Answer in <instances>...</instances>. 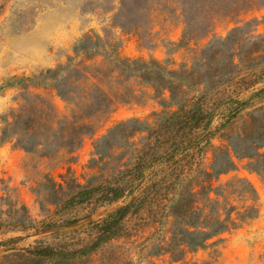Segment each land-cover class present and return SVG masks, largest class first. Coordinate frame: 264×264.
Returning a JSON list of instances; mask_svg holds the SVG:
<instances>
[{
	"label": "trees",
	"instance_id": "trees-1",
	"mask_svg": "<svg viewBox=\"0 0 264 264\" xmlns=\"http://www.w3.org/2000/svg\"><path fill=\"white\" fill-rule=\"evenodd\" d=\"M154 5L181 18V39L170 45L177 51H185L182 63L172 59L161 62L125 58L119 52L120 42L91 33L76 42L73 55L65 63L16 79L21 89L19 104L1 117L0 142H10L29 155L56 160L58 167L70 163V157L87 137L96 134L117 106L136 103L150 91L153 92L150 99L161 111L153 114L152 124L140 120L117 124L95 145L94 156L103 160L108 157L102 145L111 148L117 135L129 141L147 133L146 142L136 152L131 166L118 168L96 183L92 179L81 185L71 178L63 186L47 175L41 184L52 200L50 205L56 206L54 215L84 204L97 208L123 201L122 206L89 225L85 237L71 238L72 233L58 231L75 221L64 224L45 221L41 231L29 218L20 217L16 221L19 226L38 233L52 232L54 242L42 239L34 246L17 248L19 239L13 240L12 245L0 251V264H133L112 258L95 261L93 256L111 241L123 237L128 218L159 198L168 202L166 223H170V229L160 237V248L173 263L184 261L189 253L204 249L210 241L259 217V194L247 178L235 177L220 183L221 176L237 170V159L249 160L248 172L264 173V153L259 152L264 148V135L255 137L257 129L263 127L256 121L241 135L243 149L227 141V145L214 150L210 171L202 173L200 185L190 189L183 186L196 171L184 175L175 158L179 152L194 149L209 137L206 132L214 114L206 103V93L234 79L243 41L259 45L262 38L255 31L259 19L245 21L227 37L214 39L207 45H201V41L211 35L218 21H234L264 9V0H123L118 15L130 22L138 19L141 23H131L128 30L140 37L151 31ZM118 28L126 29L124 25ZM225 52L228 64L217 63ZM247 58L246 68L254 74L257 69L254 61L264 59V41L262 46L252 48ZM50 94L63 102L64 110L59 109ZM252 97L263 99L264 88ZM228 99L238 112L249 104ZM131 123L138 127L125 136L124 129ZM93 161L97 159L94 157ZM181 187L188 193V199L180 193ZM197 187L200 188L195 191ZM201 193L206 207L204 215L197 199ZM16 203L20 205L18 200ZM20 207L25 210V206ZM1 246L0 243V250Z\"/></svg>",
	"mask_w": 264,
	"mask_h": 264
},
{
	"label": "rangeland",
	"instance_id": "rangeland-1",
	"mask_svg": "<svg viewBox=\"0 0 264 264\" xmlns=\"http://www.w3.org/2000/svg\"><path fill=\"white\" fill-rule=\"evenodd\" d=\"M122 1L0 0V129L1 117L19 104L21 89L16 84V79L31 77L65 63L73 55L76 42L87 34H99L103 38L109 37L120 42L119 52L125 58L146 61L156 59L161 62L172 59L177 64L184 61L185 51H177L170 45L178 43L182 36L183 25L178 15L165 13L162 8L154 5L151 31L142 33L139 37L128 29L131 23L140 21L137 19L130 22L128 18L118 15ZM263 17L264 9L242 15L234 21H218L211 35L201 41V45H207L214 39L227 37L245 21L259 19L255 28L256 35L262 38L259 45L243 41L239 46L240 60H236V63L240 62V65L235 71L234 79L206 93V103L214 114L206 132L209 137L198 147L176 155L175 159L179 162L180 170L185 172L184 175L196 171L183 184L189 189L200 185L203 181L202 173L210 171L216 148L231 142L236 148L243 149L245 144L241 135L249 131L254 121L263 127L257 129L255 137L264 135V97H252L255 92L264 88V59L254 61L257 65L254 74L249 73L246 68L247 53L252 48L262 46L264 41ZM119 25H124L126 29L118 28ZM222 57L217 63L227 65L228 53L225 52ZM147 93L149 95H142L136 103L117 106L100 125L96 134L85 139L64 168L58 167L56 160L29 155L15 149L10 142H0V251L17 239V248L34 246L42 239L54 242L50 236L52 232L38 233L35 229L19 226L16 221L20 217L29 218L39 230L45 226V221L53 220L58 224L75 221L60 230L72 233L69 235L71 238L85 237L89 225L123 205V201L97 208L84 204L54 215L56 206L50 205L52 200L43 191L41 184L47 175L63 186L71 178L81 185L92 179L96 183L118 168L131 166L135 162L136 152L146 142L144 138L148 136L147 133L137 135L129 141L117 135L111 142V148L105 143L102 145L108 157L103 160L94 156L95 145L122 122L140 120L152 124L155 121L153 114L160 112L161 107L150 99L153 92ZM50 95L59 109L64 110L63 102L53 94ZM229 97L249 104L238 112L230 106ZM137 127L138 124L135 123L126 126L125 136ZM259 152L264 153V148ZM94 157L97 161H93ZM236 163L237 170L221 176L220 183L235 177L247 178L260 198V215L257 219L210 241L204 249L189 253L184 261L173 263L170 256L160 248V237L170 229V223H166L168 202L165 198H159L139 214L128 218L124 236L111 241L93 259L99 261L112 258L121 262L132 261L133 264H264V173L248 172L247 159H237ZM182 187L180 193L188 199V193ZM197 199L203 209L201 215H204V193ZM17 200L20 205L16 203ZM234 205L241 204L234 202ZM20 206H25V210H20ZM239 233L240 236L233 241V235L237 236Z\"/></svg>",
	"mask_w": 264,
	"mask_h": 264
},
{
	"label": "crops",
	"instance_id": "crops-1",
	"mask_svg": "<svg viewBox=\"0 0 264 264\" xmlns=\"http://www.w3.org/2000/svg\"><path fill=\"white\" fill-rule=\"evenodd\" d=\"M240 234H241V233H239V235H237V236H234V235H233V241H234L237 237H239Z\"/></svg>",
	"mask_w": 264,
	"mask_h": 264
},
{
	"label": "water",
	"instance_id": "water-1",
	"mask_svg": "<svg viewBox=\"0 0 264 264\" xmlns=\"http://www.w3.org/2000/svg\"><path fill=\"white\" fill-rule=\"evenodd\" d=\"M66 228V227H65ZM62 229V228H61ZM58 231H61L60 229H58ZM62 232V231H61Z\"/></svg>",
	"mask_w": 264,
	"mask_h": 264
}]
</instances>
